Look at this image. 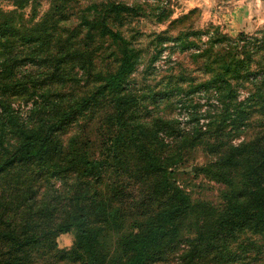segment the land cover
Returning <instances> with one entry per match:
<instances>
[{
  "label": "trees",
  "instance_id": "1",
  "mask_svg": "<svg viewBox=\"0 0 264 264\" xmlns=\"http://www.w3.org/2000/svg\"><path fill=\"white\" fill-rule=\"evenodd\" d=\"M10 1L15 10H0V264H163L184 231L177 264H264V57L254 53L256 71L248 69L249 55L229 62L198 87L235 100L226 75L244 72L255 110L243 129L255 123L258 130L223 150L214 142L234 140L237 127L225 134L199 126L192 133L190 144L215 153L195 172L223 187L216 205L193 201L173 181L182 150L172 154L159 128L132 116L145 102L126 87L138 53L108 25L132 8L93 5L73 28L66 26L68 13L52 8L26 26L14 14L33 1ZM97 40L117 48L115 64L105 63L104 71L95 62ZM172 93L145 99L160 103ZM13 98L29 106L25 114L13 108ZM94 115L97 157L86 154L93 140L84 131H69ZM50 178L61 190L52 183L44 189ZM72 229L75 244L59 249L56 235ZM252 235L259 239L250 241Z\"/></svg>",
  "mask_w": 264,
  "mask_h": 264
},
{
  "label": "rangeland",
  "instance_id": "2",
  "mask_svg": "<svg viewBox=\"0 0 264 264\" xmlns=\"http://www.w3.org/2000/svg\"><path fill=\"white\" fill-rule=\"evenodd\" d=\"M32 1L26 8L14 14L17 24L27 26L32 20H39L53 8L63 9L68 13L69 21L66 26L73 28L81 21L83 10L93 5H96L98 10H103L110 4H124L132 8L130 15L108 20L109 28L119 32L138 53L135 71L126 87L145 102L134 110L132 116L137 121H147L159 128L162 140L172 147V154L182 150V159L174 168L173 181L176 186L187 192L193 201L202 200L218 204L222 198L223 187L207 181L202 174L195 172V168L210 162L215 153H208L200 143L190 144L194 137L192 133L199 130V126H208L212 130L220 127L225 134L231 127H237V133H231L234 140L225 135L214 142L221 144L219 150H223L225 146L228 148L229 144H239L242 140L249 139L258 130L255 123H250L246 130L243 129L245 120L249 117L247 114L255 110L251 101L254 89L242 78L244 72H231L226 75L234 91L235 100L214 94L213 89L208 86L200 90L198 87L200 84L208 85L207 82L217 73H221L227 63L245 61L248 55V69L258 70V59L254 53L257 51L264 57V49L255 50L258 46H264V0ZM0 10L9 12L15 10V7L10 0H0ZM91 16L92 13L86 14L90 20ZM78 33L81 34V31ZM96 46L99 51L95 62L104 71L107 67L105 63L115 64L114 60L118 57L117 48L113 46L106 50L110 47L104 41H100ZM109 52L111 55L106 58ZM259 78L257 75L255 80ZM166 89L175 93L163 97L160 103L145 99L150 97L151 93L157 94ZM11 102L13 108L22 114L28 111L29 106L24 105L22 98H13ZM98 117L94 115L93 118L78 121L69 130L75 135L80 129L93 140L87 142L89 149L86 151V154L92 157L98 155ZM256 118L259 117L254 114L252 122ZM211 143L212 141L208 142ZM111 178L112 175L108 172L103 182L104 187L107 182H111ZM49 180L48 184L44 183L46 191H49V183L55 184L54 187L61 190L60 181L53 178ZM109 187L111 188V185ZM181 236L179 244L173 245L174 250L169 253L167 262L163 264H177L180 261L181 252L185 248L184 240L189 234L184 231ZM247 237L250 241L259 239L255 235ZM75 241L74 229L59 233L55 237L57 247L63 250L71 249ZM236 252L240 254L239 250Z\"/></svg>",
  "mask_w": 264,
  "mask_h": 264
}]
</instances>
